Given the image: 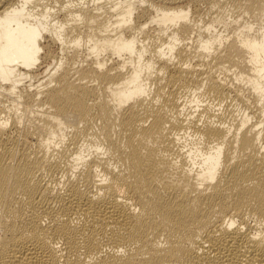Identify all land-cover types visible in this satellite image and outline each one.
<instances>
[{"label": "bare ground", "instance_id": "6f19581e", "mask_svg": "<svg viewBox=\"0 0 264 264\" xmlns=\"http://www.w3.org/2000/svg\"><path fill=\"white\" fill-rule=\"evenodd\" d=\"M0 264H264V0H0Z\"/></svg>", "mask_w": 264, "mask_h": 264}, {"label": "rangeland", "instance_id": "374dc122", "mask_svg": "<svg viewBox=\"0 0 264 264\" xmlns=\"http://www.w3.org/2000/svg\"><path fill=\"white\" fill-rule=\"evenodd\" d=\"M151 2L153 1V3L155 2V4H163V2L165 1V0H160V2H158L159 0H150ZM163 1V2H162ZM158 2V3H157ZM202 6H203V4H201ZM205 7V8H204ZM204 7H201V8H203L204 10H206V9H208V8H206V6H205V4H204ZM205 20V19H204ZM220 29V30H219ZM217 30H219L218 32H220L221 30H223L222 28H221V26H219V27H217V29H216V32H217Z\"/></svg>", "mask_w": 264, "mask_h": 264}]
</instances>
